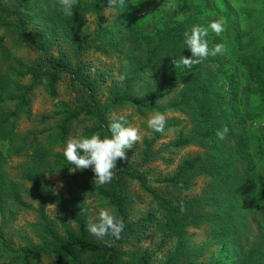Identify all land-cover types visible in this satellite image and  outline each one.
Here are the masks:
<instances>
[{
  "label": "trees",
  "instance_id": "1",
  "mask_svg": "<svg viewBox=\"0 0 264 264\" xmlns=\"http://www.w3.org/2000/svg\"><path fill=\"white\" fill-rule=\"evenodd\" d=\"M174 3L186 10L169 25L157 26L148 34L142 30L143 19L138 23L139 12L148 11L143 6L131 13L128 31L121 20L104 24L103 10L111 8L107 0H76L69 18L62 15L58 0H0V203L5 195L15 207L30 208L23 199V193H28L24 182L29 183L42 233L40 244L30 241L19 247L6 264H40L44 256L51 257L52 264H154L156 252L128 245L144 244L155 236H161L158 249L175 243L162 264H264V130L258 127L264 124V22L242 28L239 13L229 0ZM90 14L96 17L91 38L86 35ZM221 18L224 32L217 36L209 30L208 39L209 47L222 43L224 54L210 56L191 68L176 67L175 60L182 55L191 57L184 48L183 33L193 25L207 26ZM9 37L26 42L39 57L31 62L17 58L6 45ZM56 44L67 48L48 56ZM90 52L123 54L126 61L121 68L125 78L108 88L106 104L96 95L101 78L90 82L83 78L82 58ZM66 75L86 96L78 100L77 110L63 108L42 117L41 122L47 123L64 116L52 128L54 143L63 144L73 121L84 113L94 121L87 134L106 132L110 107L127 105L140 116L156 110L181 112L191 124L185 131L181 122L166 119L163 133L150 130L140 150L143 163L160 160L169 165L172 158L167 154L176 150L189 146L203 150L199 156L183 159L172 175L155 180L167 194L153 187L151 172L142 170V164L127 162L129 153L125 160H117L112 181L93 188L124 222L118 240L92 238L87 210L75 192H71L69 204L62 206L68 223L63 224V233L57 230L47 212L53 197L46 173H66L71 166L65 165L61 152L44 146L39 133L19 128L20 117L31 115L34 91L42 87L57 98ZM170 92L176 96L162 103ZM171 129L178 131L176 140L156 149ZM218 132L224 133L223 139ZM15 157L29 162L22 174L24 182L14 179L8 170ZM200 178L207 179L206 186L190 196ZM130 184H137L153 202L135 219L130 213L134 202ZM190 228H204L210 239L192 246L186 238ZM214 248L229 258L211 260L208 254Z\"/></svg>",
  "mask_w": 264,
  "mask_h": 264
},
{
  "label": "rangeland",
  "instance_id": "2",
  "mask_svg": "<svg viewBox=\"0 0 264 264\" xmlns=\"http://www.w3.org/2000/svg\"><path fill=\"white\" fill-rule=\"evenodd\" d=\"M231 7L238 11L242 28L246 25H255V23L264 22V0H229ZM141 6L145 7L147 12H139L141 19H138V23L143 19L142 30L145 33H153L155 27L169 25L173 20L178 19L183 11L186 9L177 8L174 0H129L126 4L125 10H116L113 8H105L104 24H111L118 20H121L122 26L127 28L131 13L138 10ZM95 15L90 14L87 16L88 33L86 34L91 38L92 32L96 29ZM128 30V28H127ZM3 30H0L2 34ZM129 31V30H128ZM6 45L13 52V54L26 62H31L39 57L37 52L32 46H29L26 42L19 43L13 41L11 37L7 39ZM66 50L67 47L63 45H57L49 51V55H57L59 50ZM85 73L83 78L90 82L94 77H100L101 82L96 93L98 99L102 104H106L108 101V88L114 84L122 75L121 68L125 65V58L123 54H113L108 56L100 52L87 53L82 58ZM74 64V61L73 63ZM28 82V80H25ZM86 96L85 92L79 90V88L73 84L69 75L63 77L59 84V95L57 98H52L42 88H38L31 96V115H22L19 119V128L21 132L29 130L35 131L40 134L44 146L51 151L61 152L63 151V145L66 140L77 137L82 134H87L86 130L93 126L94 121L91 119V115L84 113L77 120L73 121L71 128L68 132L67 138L63 144H57L53 142L55 131L52 129L63 118V115L57 116L47 123H42L41 119L44 115H52L56 110L63 108H70L77 110L80 107L79 99ZM176 96L175 92H170L162 99V103L169 102ZM150 114L140 116L138 112L127 105H113L110 107L107 119L110 122L114 118L123 117L128 121L131 126L138 129L140 140L136 142L131 149H126L125 152L129 153L127 162H133L136 164H142V170H149L151 172L150 178L152 179L153 187L163 194L168 192L156 183L155 180L159 177L166 175H172L177 166L186 157L199 156L202 154V148L197 146H189L183 149L176 150L172 154H167L172 158L171 164L167 165L160 160H155L148 163H143L140 156V150L143 145L145 137H150L151 132L147 127V119ZM166 119H174L181 122V126H185V131H188L191 124L184 113L172 112L165 114ZM255 125V124H254ZM263 126H259L260 130H264ZM187 126V127H186ZM43 131V132H42ZM178 131L171 129L165 133L164 138L161 139L156 146V149L161 148L164 144L173 142L176 140ZM28 164L23 158H14L9 166L8 170L12 177L17 181L24 182L22 174L28 169ZM94 173L91 168L84 169L83 171H69L66 173H46V178L49 181L52 190V197L49 200L47 212L50 219L53 221L57 230L63 233V224L68 223L62 206L69 204L71 192H75L80 200L81 204L86 208L89 220L93 218L100 208H107V210L114 214L117 218H120L115 209L110 206L107 200L102 198L97 192L93 183ZM25 183V187L28 189V193H23V199L28 203L30 208L19 209L15 207L5 195H3L0 203V264H6L12 260V253L21 246H26L28 242L32 241L35 244L41 243V231L38 222V213L35 210L37 203L34 199V190L29 183ZM207 184V179L200 178L197 180V184L190 192V196L197 195L202 192L204 186ZM129 190L133 195L134 202L130 205V213L132 219L141 217V213L147 209L153 203L150 196L139 188L137 184H130ZM177 193H173L176 195ZM186 195L185 193H181ZM72 226V225H71ZM93 239L98 241H107L108 237L98 239L91 234ZM186 238L189 240L192 246H199L210 239L209 232L204 228L194 229L190 228L187 232ZM161 236H155L153 240L144 244H137L130 246V249H148L150 252H156L154 264H162L166 257L171 253L175 243L172 242L162 249H158V242ZM208 256L211 260L216 261L218 257L222 259H228L229 256L221 249H215ZM208 257V259H209ZM53 259L49 256H44L40 264H52Z\"/></svg>",
  "mask_w": 264,
  "mask_h": 264
},
{
  "label": "clouds",
  "instance_id": "3",
  "mask_svg": "<svg viewBox=\"0 0 264 264\" xmlns=\"http://www.w3.org/2000/svg\"><path fill=\"white\" fill-rule=\"evenodd\" d=\"M129 0H107V5L116 10H125ZM59 10L66 18L73 16L76 0H58ZM209 30L220 36L225 30L223 18L211 20L207 26L193 25L190 30L183 33L184 48L191 52V57L181 56L175 60L176 67L191 68L208 57L223 55L225 47L216 43L209 47ZM120 76V80H124ZM166 116L159 110L151 113L147 119V127L154 133H163L166 126ZM225 132L227 129L224 130ZM217 135L223 139L224 133ZM140 140L138 129L131 126L123 117L114 118L106 125V132H93L82 134L66 140L63 145L62 156L70 171L91 168L94 175L93 183L104 186L109 184L117 169V160H125L126 149H131ZM88 231L98 239L112 237L119 239L124 231V222L110 213L107 208H100L98 213L89 220Z\"/></svg>",
  "mask_w": 264,
  "mask_h": 264
}]
</instances>
